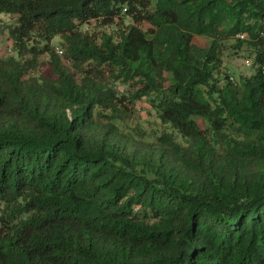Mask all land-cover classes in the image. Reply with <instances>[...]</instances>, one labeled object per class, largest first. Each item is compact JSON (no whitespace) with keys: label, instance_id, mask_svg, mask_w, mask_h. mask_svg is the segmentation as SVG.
Segmentation results:
<instances>
[{"label":"trees","instance_id":"1","mask_svg":"<svg viewBox=\"0 0 264 264\" xmlns=\"http://www.w3.org/2000/svg\"><path fill=\"white\" fill-rule=\"evenodd\" d=\"M0 14L17 16L0 57V264H264V0ZM230 47L255 55L239 81ZM144 97L161 131L131 124Z\"/></svg>","mask_w":264,"mask_h":264},{"label":"rangeland","instance_id":"2","mask_svg":"<svg viewBox=\"0 0 264 264\" xmlns=\"http://www.w3.org/2000/svg\"><path fill=\"white\" fill-rule=\"evenodd\" d=\"M17 16L13 14H0V57L3 55H11V48L13 42L9 36V26L16 23ZM84 29H88L95 32H101L108 30L105 27H100L97 22H91L89 25L84 26ZM60 38L54 40L55 44H60ZM255 55L250 50H235L228 48L224 54V67L223 72H229L234 78V81H239L241 76H249L255 71ZM48 56L44 55L42 58L43 66L36 72L43 71L44 73L51 74L52 70L47 64ZM247 61L249 64H247ZM121 90L124 89L123 85L119 86ZM131 124L136 125L140 122L142 126L149 132L161 131L163 125L160 119L156 115L155 111L151 108L149 100L144 97L139 100L134 106V112L131 114ZM203 126V123L200 122ZM1 211V205H0Z\"/></svg>","mask_w":264,"mask_h":264},{"label":"built area","instance_id":"3","mask_svg":"<svg viewBox=\"0 0 264 264\" xmlns=\"http://www.w3.org/2000/svg\"><path fill=\"white\" fill-rule=\"evenodd\" d=\"M237 37H239V38H245V34H238ZM57 51H58L60 54L63 53V51H62L60 48H57ZM247 64H249L248 61H247Z\"/></svg>","mask_w":264,"mask_h":264},{"label":"clouds","instance_id":"4","mask_svg":"<svg viewBox=\"0 0 264 264\" xmlns=\"http://www.w3.org/2000/svg\"><path fill=\"white\" fill-rule=\"evenodd\" d=\"M58 48H59V47H58ZM10 50H11V49H10ZM57 52H58V51H57ZM58 53H59V52H58ZM59 54H60V53H59ZM231 79H232V80H234V78H233V77H232Z\"/></svg>","mask_w":264,"mask_h":264}]
</instances>
